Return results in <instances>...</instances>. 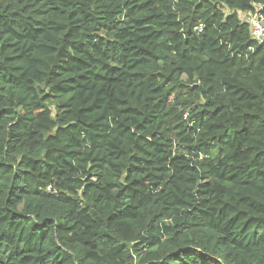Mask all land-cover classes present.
<instances>
[{
	"label": "trees",
	"instance_id": "trees-1",
	"mask_svg": "<svg viewBox=\"0 0 264 264\" xmlns=\"http://www.w3.org/2000/svg\"><path fill=\"white\" fill-rule=\"evenodd\" d=\"M254 5L0 0V264H264Z\"/></svg>",
	"mask_w": 264,
	"mask_h": 264
},
{
	"label": "built area",
	"instance_id": "built-area-1",
	"mask_svg": "<svg viewBox=\"0 0 264 264\" xmlns=\"http://www.w3.org/2000/svg\"><path fill=\"white\" fill-rule=\"evenodd\" d=\"M261 10V6L254 5V11L241 13L240 17L243 22L250 25L254 40L260 44H264V15ZM199 31L202 30L200 29Z\"/></svg>",
	"mask_w": 264,
	"mask_h": 264
}]
</instances>
